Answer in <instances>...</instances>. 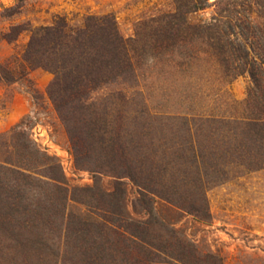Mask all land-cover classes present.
<instances>
[{"label":"rangeland","instance_id":"rangeland-1","mask_svg":"<svg viewBox=\"0 0 264 264\" xmlns=\"http://www.w3.org/2000/svg\"><path fill=\"white\" fill-rule=\"evenodd\" d=\"M18 1L0 0V11ZM212 1L187 20L210 21ZM230 1L224 13L254 17L264 43V0ZM19 3L0 16V160L38 148L60 183L0 178V264H264V150L249 168L248 155L212 147L222 140L209 128L242 115L248 74L225 75L226 61L197 40L156 56L139 49L132 72L94 91L91 103L69 102L65 122L48 94L59 75L23 59L29 29L110 13L129 38L162 24L173 4ZM15 24L25 29L7 41ZM70 133L79 136L75 148Z\"/></svg>","mask_w":264,"mask_h":264},{"label":"trees","instance_id":"trees-1","mask_svg":"<svg viewBox=\"0 0 264 264\" xmlns=\"http://www.w3.org/2000/svg\"><path fill=\"white\" fill-rule=\"evenodd\" d=\"M19 1L14 6L2 7L0 16L10 17L16 13L22 4ZM224 1H212L216 10L210 21L190 23L186 14L206 8L210 0H171L173 8L165 14L162 24L158 21L157 26L150 30L151 27L145 26L141 32L135 31L137 36L129 38L121 35L110 13L87 15L79 24H67L64 19L57 18L51 24L29 29L30 36L22 56L31 67H41L59 75L56 86L48 89V94L62 119L68 122L65 113L67 104L74 102L82 106L91 103L94 91L132 72L135 51L142 49L156 56L166 50L172 51L191 39L192 43L205 44L206 54H217L226 61L225 75L247 73L251 82L243 102L242 115L222 119L224 124L221 128L209 127L222 140L212 147H219L224 156L242 155L243 161L248 155L252 158L249 168H256L252 167V163H261L263 156L260 153L264 150V43L257 34L254 17L237 10L224 13L231 2ZM24 29L23 24L11 25L3 38L12 41ZM188 36L191 38L188 39ZM228 58L232 63H227ZM78 138L70 133L73 148L79 142ZM13 155L15 159H11ZM13 155L0 160V178L5 176L15 181L20 178L36 179L59 187L60 180L53 172L55 166L48 162L51 158L40 149L30 152L25 146L17 147ZM225 162L228 167L234 163L232 158L225 159ZM3 194L4 188L0 190V195ZM142 243L140 246L143 248ZM178 264L203 263L179 260Z\"/></svg>","mask_w":264,"mask_h":264}]
</instances>
